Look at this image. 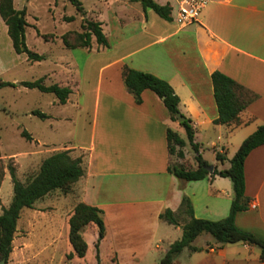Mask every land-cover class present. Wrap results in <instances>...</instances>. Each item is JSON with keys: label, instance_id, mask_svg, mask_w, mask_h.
<instances>
[{"label": "crops", "instance_id": "crops-1", "mask_svg": "<svg viewBox=\"0 0 264 264\" xmlns=\"http://www.w3.org/2000/svg\"><path fill=\"white\" fill-rule=\"evenodd\" d=\"M153 1L169 5L171 20L142 7L127 17L118 16L117 12L129 9L120 6L115 13L116 42L107 39L106 48L97 45V50L111 49L112 53L94 71L96 85L81 91L73 56L65 60L67 69L56 65L59 71L50 70L40 77L44 84L51 82L46 86L56 84L71 90L64 104L57 99L52 102L63 108L49 114L52 120H67V107L77 110L78 119L83 117L78 134L50 154L69 151L72 158L81 159L84 170L69 192L59 196L70 203L63 221L68 223L78 203L100 209L105 226L102 241L109 245L113 264H159L170 245L181 238L183 226L170 225L159 214L166 209L177 213L183 197L190 200L195 218L209 221L224 219L233 198L229 179L215 176L185 182L167 171L169 165L177 164L195 169L194 156L190 162L183 150L182 159L168 154L166 130L180 124L170 119L161 99L149 90L141 93L139 104L134 102L123 85V66L152 74L171 86L179 99V113L189 119L193 141L212 171L229 167L216 159L217 154L224 160L232 157L242 141L264 124V0H205L197 21L181 26L173 19L181 0ZM13 7L21 9L14 0ZM0 40L6 43L3 47L7 46L11 60L6 61L0 50V75L20 64L29 63L31 68L39 63L28 62L24 54L27 61L19 63L22 54L14 53L1 17ZM213 72L242 87L240 97H255L230 125L214 124L218 113L210 79ZM0 81L17 85L25 80ZM13 88L30 90L18 85ZM32 111L19 113L34 116ZM202 142L212 151L210 161L205 159ZM244 195L255 208L238 212L235 225L264 242V145L245 159ZM47 207L51 206L41 208ZM191 246L198 251L183 249L172 264H264L257 246L241 242L221 245L209 234L199 235Z\"/></svg>", "mask_w": 264, "mask_h": 264}, {"label": "rangeland", "instance_id": "rangeland-1", "mask_svg": "<svg viewBox=\"0 0 264 264\" xmlns=\"http://www.w3.org/2000/svg\"><path fill=\"white\" fill-rule=\"evenodd\" d=\"M78 1L85 11L84 16L77 13L70 0H14L15 7L26 6L27 47L32 52L42 55L44 59L31 68L29 63L20 64L16 69L0 75V80L15 77L33 81L43 78V75L50 70L59 71L57 66L67 69L65 60L73 56L75 71H78L80 77L78 85L81 91L85 87H93L97 84V75L94 71L111 56L112 50H97L94 37L91 39L92 45L89 48L67 49L62 44L61 36L70 32L67 40L70 45L75 46L76 33L82 31L80 25L85 18L103 22V33L110 43L114 44L117 33L115 24L117 9L123 5L129 7L127 12L116 13L118 16L127 17L129 14H134L141 5L138 2L130 4L127 0L122 2L119 0ZM63 17H73L74 20L64 21ZM43 35H47V40L43 39ZM3 43L4 41L0 40L2 55L6 61H11L8 60L10 58L8 50H5L7 46L3 47ZM10 51L13 55L12 49ZM20 60L19 63L27 61L23 54ZM55 61L57 63L54 65ZM50 83L48 80L45 81V84ZM53 101H56L53 94L41 93L34 89L0 88V214L3 208L8 207L12 199L10 170L14 171L17 180L26 183L37 174L41 162L55 151L53 149L58 150L65 141H71L78 134L83 117L78 119L77 110L67 107L64 109V114L68 116L67 120L60 122L52 120L49 114L63 109L59 104L53 105ZM24 110H37L45 114L47 118L40 119L19 113ZM171 129L185 141L182 150L186 158L193 162V156L195 157L196 154L187 140L184 128L176 125ZM23 130L29 133L30 140L21 136ZM202 144L205 159L210 161L213 158L212 151L205 146L204 142ZM231 158L227 156L225 160L219 162H223L226 167L230 165ZM224 180L229 181L227 178ZM61 194L63 193L55 190L43 201H37L32 209L21 211L6 264H113L112 258L109 257L110 248L107 242L101 240L98 247H95L97 230L92 225L81 230L82 238L87 244L85 256L67 259V255L73 253V249L68 242V223H64L63 219L70 203L65 201V198L59 197ZM57 196L59 198H55ZM45 204L53 209L51 207L42 209V205ZM96 253L99 256V262L95 258Z\"/></svg>", "mask_w": 264, "mask_h": 264}, {"label": "trees", "instance_id": "trees-1", "mask_svg": "<svg viewBox=\"0 0 264 264\" xmlns=\"http://www.w3.org/2000/svg\"><path fill=\"white\" fill-rule=\"evenodd\" d=\"M128 1L138 2L144 10H152L163 20H171V8L167 4L159 5L153 0ZM70 2L75 6L77 13L84 16L85 11L82 4L78 0H70ZM0 17L7 27V35L11 41L14 53L26 55L27 60L30 62H38L44 59L42 55L32 52L26 45L25 31L28 24L26 22L25 6L16 10L13 7V0H0ZM63 20L72 21L74 18L63 17ZM101 25L102 23L99 21L83 18L80 25L82 31L76 33L77 44L75 46L69 44L67 36L70 32H67L61 36L63 46L67 49L89 48L91 39L94 37L97 45L105 48L108 47L107 38L102 31ZM42 37L44 40H47V35H43ZM121 75L126 91L132 95L136 104L141 102V93L144 90H149L161 99L170 115V119L177 121L176 113L179 112V99L166 81L152 74L134 70L127 66L122 67ZM210 79L218 113L214 124L230 125L235 123L238 120L239 114L254 100V95L246 94L245 97H240L238 91L242 90V87L219 72H213ZM17 85L27 89H36L41 93L53 94L59 104H64L71 93V90L67 87L62 88L56 84L46 86L42 78L34 81L20 82ZM17 85L9 82H0V88L15 87ZM31 114L40 119L47 118L45 114L37 110L32 111ZM189 122V119L184 118V121L179 124L184 128L187 140L196 154L194 160L197 167L191 169L186 168L182 164L169 165L167 171L177 179L185 182L199 181L205 178L213 179L215 176L227 178L232 185L233 198L228 215L219 221L195 218L190 200L187 197L182 198L177 213L166 209L159 214V219L170 225L178 226L180 223H183L181 238L170 245L159 264H172V261L185 248L193 252L198 251L191 244L201 234H209L221 245L241 242L257 246L260 249V259H264V242L255 235L240 230L235 225L236 214L248 208V199L244 195V162L252 150L264 145V124L242 141L230 159V165L227 169L217 170L214 168L210 174L205 169L209 166L208 163L199 154V145L193 141L194 130ZM21 136L27 140L31 139L26 131H22ZM166 141L168 154L182 159V149L185 146V141L170 129L166 130ZM216 159L218 161L224 160L218 154L216 155ZM81 164V159L72 158L69 155V151H60L45 158L41 162L37 174L26 183L17 180L14 171L10 170L12 199L8 207L3 208L0 214V260L6 261L11 253V244L21 211L23 209H32L37 201L55 190L67 194L72 185L84 175ZM88 225L96 227L97 242L95 247L97 248L105 235L102 211L84 203H78L68 220V242L73 249V253L67 255V259H71L74 256L78 258L85 256L87 244L82 238L81 230ZM95 258L98 262L100 261L98 253H96ZM112 261L114 263V257H112Z\"/></svg>", "mask_w": 264, "mask_h": 264}, {"label": "built area", "instance_id": "built-area-1", "mask_svg": "<svg viewBox=\"0 0 264 264\" xmlns=\"http://www.w3.org/2000/svg\"><path fill=\"white\" fill-rule=\"evenodd\" d=\"M205 5V0H181L173 19L180 26L193 23L197 21V18ZM248 207L254 209L255 204L249 203Z\"/></svg>", "mask_w": 264, "mask_h": 264}, {"label": "water", "instance_id": "water-1", "mask_svg": "<svg viewBox=\"0 0 264 264\" xmlns=\"http://www.w3.org/2000/svg\"><path fill=\"white\" fill-rule=\"evenodd\" d=\"M178 123L184 121V116H182L179 112L176 113ZM210 174L212 173V167L208 166L205 168ZM0 264H6L5 260H0Z\"/></svg>", "mask_w": 264, "mask_h": 264}, {"label": "bare ground", "instance_id": "bare-ground-1", "mask_svg": "<svg viewBox=\"0 0 264 264\" xmlns=\"http://www.w3.org/2000/svg\"><path fill=\"white\" fill-rule=\"evenodd\" d=\"M108 164V163H107ZM108 167V166H107ZM107 167L106 168H104V169H107Z\"/></svg>", "mask_w": 264, "mask_h": 264}]
</instances>
